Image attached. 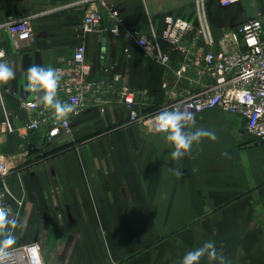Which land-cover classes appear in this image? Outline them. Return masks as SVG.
<instances>
[{"label": "crops", "instance_id": "1", "mask_svg": "<svg viewBox=\"0 0 264 264\" xmlns=\"http://www.w3.org/2000/svg\"><path fill=\"white\" fill-rule=\"evenodd\" d=\"M199 1L111 4L123 20L122 31L160 35L166 16H181L194 26L185 42L208 47L197 33ZM204 11L215 49L228 28L255 17L264 22V0L231 6L204 0ZM84 14L78 0H0V24L29 16L35 33L32 43L16 46L10 33L0 30L2 60L15 71V79L0 83V122L7 111L15 128L0 136V158L11 166L6 200L21 224L13 247L38 243L40 264H180L186 252L211 240L226 264H264V140L249 133L243 115L218 108L198 113L195 126L213 130L218 139L204 138L176 162L164 134L132 123L129 110L117 103L104 112L84 111L72 120L70 135L49 144H41L43 132L24 129L32 117L23 105L32 95L25 89L27 68H58L79 45L86 48L92 77L118 75L131 88L150 93L145 112L207 85L193 75L177 81L175 70L185 56L169 44L162 45L171 57L166 64L135 37L86 33ZM102 14L104 26L115 23L109 9ZM175 167L183 171L181 178L170 171ZM200 264L217 262L204 257Z\"/></svg>", "mask_w": 264, "mask_h": 264}, {"label": "built area", "instance_id": "2", "mask_svg": "<svg viewBox=\"0 0 264 264\" xmlns=\"http://www.w3.org/2000/svg\"><path fill=\"white\" fill-rule=\"evenodd\" d=\"M78 1L85 6L83 28L86 33L99 31L111 32L125 39L135 37L138 44L150 55L166 64L170 63L171 57L162 50V45L169 44L185 56L175 70L177 81L193 75L198 83L207 80V85L197 93L172 101L154 112H145L151 101L150 93L131 88L118 75L113 78L92 77V66L85 57L86 48L79 45L73 58L58 67L63 73L58 98L76 105L75 111L68 118L67 127L55 121L53 111L40 104L36 94L30 92L31 97L23 102L25 108L32 114L24 129L43 132L39 138L41 144H49L58 137L70 135L72 120L84 111L99 108L104 112L105 107L113 103L125 106L129 110L132 123H140L147 131L155 134H163L155 130V118L161 111L177 107L189 108L196 117L201 111L218 108L243 115L247 120L249 133L258 140H264V22L261 18L255 17L228 28L220 37L222 46L215 49L211 26L204 11V0L199 1L201 23L197 33L198 37H204L208 47L196 42L191 44L185 42L186 36L194 28L185 17L166 16L163 32L149 37L137 32L122 31L123 20L118 11L112 8L111 0ZM219 1L223 6H231L241 0ZM105 8L109 9L115 19V23L110 27L102 24V9ZM1 29L10 33L16 46L30 44L35 40L29 16L9 17L0 24ZM0 51L5 53L1 47ZM5 56L6 53L0 60ZM164 86L167 87V83ZM14 130L6 111L4 120L0 122V136ZM22 149L27 153L25 147L22 146ZM10 171L9 161L0 158V205L6 206L17 218L6 200L9 193L6 177ZM39 250L38 243L13 247L8 264H40L36 259Z\"/></svg>", "mask_w": 264, "mask_h": 264}, {"label": "clouds", "instance_id": "3", "mask_svg": "<svg viewBox=\"0 0 264 264\" xmlns=\"http://www.w3.org/2000/svg\"><path fill=\"white\" fill-rule=\"evenodd\" d=\"M5 55L0 51V58ZM62 70L51 66L31 65L26 71L25 89L37 95L38 101L46 109L53 111L55 121L64 127L68 125L69 116L75 111L76 105L63 102L58 98V89L62 80ZM15 79V71L6 61L0 60V83ZM155 130L164 134V139L174 150L170 152L172 161H178L189 154L193 145H199L204 138L216 141L218 138L213 130L196 127L194 113L189 108H175L161 111L156 116ZM223 155L227 156L225 152ZM170 171L177 177L183 176L180 168ZM21 224L6 206L0 205V264H8L11 250L16 243L15 229ZM209 262L226 264L225 257L216 247L214 241H207L202 246L186 252L180 264H200L202 258Z\"/></svg>", "mask_w": 264, "mask_h": 264}, {"label": "water", "instance_id": "4", "mask_svg": "<svg viewBox=\"0 0 264 264\" xmlns=\"http://www.w3.org/2000/svg\"><path fill=\"white\" fill-rule=\"evenodd\" d=\"M105 41H106V38L103 39V42H104V43H105Z\"/></svg>", "mask_w": 264, "mask_h": 264}]
</instances>
